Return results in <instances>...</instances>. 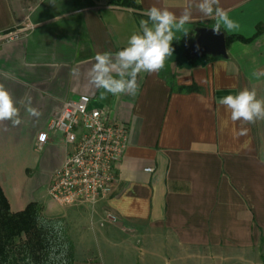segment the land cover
Listing matches in <instances>:
<instances>
[{"label":"crops","instance_id":"1","mask_svg":"<svg viewBox=\"0 0 264 264\" xmlns=\"http://www.w3.org/2000/svg\"><path fill=\"white\" fill-rule=\"evenodd\" d=\"M122 1L0 0V34L22 32L0 43V84L21 119L0 122V187L11 212L35 203L68 227L74 264H264V120L232 121L219 104L244 88L264 99V76L255 75L264 71V0H219L236 25L222 26L224 35L250 40L231 43L226 58L189 56L196 29L216 23L194 12L164 67L140 73L136 95H112L90 82L95 55L124 48L151 6L179 17L192 3ZM82 95L127 127L129 142L107 198L61 206L46 190L72 146L52 134L41 151L35 143ZM28 100L39 118L26 112Z\"/></svg>","mask_w":264,"mask_h":264},{"label":"clouds","instance_id":"2","mask_svg":"<svg viewBox=\"0 0 264 264\" xmlns=\"http://www.w3.org/2000/svg\"><path fill=\"white\" fill-rule=\"evenodd\" d=\"M218 4L219 0H192L179 17L166 8L151 6L142 13L147 19L140 20V31L129 37L124 48L114 54L99 52L95 55V62L88 71L90 82L112 95H136L139 74L157 73L164 67L166 59L173 54L172 42L176 32L188 33L185 25L190 23L194 12L204 18H214L216 23L212 28L217 33L222 26L226 30L236 27L228 13L216 6ZM255 75L264 76V71ZM20 103L25 102L21 100ZM219 104L230 113L232 121L255 123L264 120V99L257 97L255 89L244 88L236 94L225 95ZM25 110L35 118L41 115L37 108L31 106V100L27 101ZM4 121L18 126L21 123L20 108L13 94L0 84V122Z\"/></svg>","mask_w":264,"mask_h":264},{"label":"built area","instance_id":"3","mask_svg":"<svg viewBox=\"0 0 264 264\" xmlns=\"http://www.w3.org/2000/svg\"><path fill=\"white\" fill-rule=\"evenodd\" d=\"M20 30L0 34V43L21 37ZM61 135L72 150L49 184L46 194L61 206L87 202L91 206L107 198L115 183L114 171L128 146L129 131L124 125L111 123L107 112L94 108L86 95L64 103L59 115L52 117L35 143L41 151L48 135ZM153 168H145L152 173ZM107 220L115 222L111 215ZM103 224L101 223L100 226Z\"/></svg>","mask_w":264,"mask_h":264},{"label":"trees","instance_id":"4","mask_svg":"<svg viewBox=\"0 0 264 264\" xmlns=\"http://www.w3.org/2000/svg\"><path fill=\"white\" fill-rule=\"evenodd\" d=\"M121 3L132 6L131 0ZM225 39L226 47L233 42H250L237 35L225 36ZM183 90L195 89L189 87ZM0 264H74V249L65 227L44 219L35 203H30L21 212L12 213L1 187Z\"/></svg>","mask_w":264,"mask_h":264},{"label":"water","instance_id":"5","mask_svg":"<svg viewBox=\"0 0 264 264\" xmlns=\"http://www.w3.org/2000/svg\"><path fill=\"white\" fill-rule=\"evenodd\" d=\"M189 56L193 59L203 56L226 58L227 47L224 33L222 31L217 33L207 27L197 28L196 37L189 47Z\"/></svg>","mask_w":264,"mask_h":264},{"label":"rangeland","instance_id":"6","mask_svg":"<svg viewBox=\"0 0 264 264\" xmlns=\"http://www.w3.org/2000/svg\"><path fill=\"white\" fill-rule=\"evenodd\" d=\"M65 232H66L67 237L69 238L70 229L68 227H65Z\"/></svg>","mask_w":264,"mask_h":264}]
</instances>
